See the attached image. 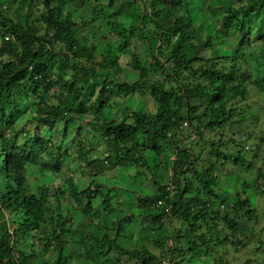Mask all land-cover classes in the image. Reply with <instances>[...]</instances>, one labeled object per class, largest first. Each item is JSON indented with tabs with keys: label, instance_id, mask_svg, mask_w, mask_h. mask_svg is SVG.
<instances>
[{
	"label": "clouds",
	"instance_id": "1",
	"mask_svg": "<svg viewBox=\"0 0 264 264\" xmlns=\"http://www.w3.org/2000/svg\"><path fill=\"white\" fill-rule=\"evenodd\" d=\"M0 264H264V0H0Z\"/></svg>",
	"mask_w": 264,
	"mask_h": 264
}]
</instances>
